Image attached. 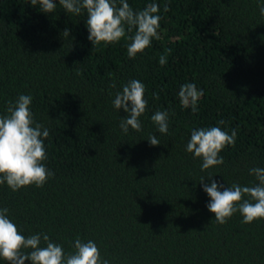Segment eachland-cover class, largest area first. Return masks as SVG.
<instances>
[{
    "label": "trees",
    "instance_id": "trees-1",
    "mask_svg": "<svg viewBox=\"0 0 264 264\" xmlns=\"http://www.w3.org/2000/svg\"><path fill=\"white\" fill-rule=\"evenodd\" d=\"M55 2L45 14L30 0H0V116L32 96L53 173L43 187L0 185V208L25 237L46 233L65 253L77 237L92 240L109 264H264V219L244 224L237 212L217 223L200 183L252 186L249 169L264 168V0H127L134 11L155 3L161 16L160 38L134 59L128 40L93 47L86 11ZM132 79L148 105L142 131L124 134L127 113L113 100ZM185 83L203 90L196 112L179 103ZM158 110L169 113L168 134L151 120ZM213 126L235 129L236 143L202 171L186 145L192 130Z\"/></svg>",
    "mask_w": 264,
    "mask_h": 264
},
{
    "label": "clouds",
    "instance_id": "clouds-1",
    "mask_svg": "<svg viewBox=\"0 0 264 264\" xmlns=\"http://www.w3.org/2000/svg\"><path fill=\"white\" fill-rule=\"evenodd\" d=\"M30 4L38 6L39 11L45 14L55 13L57 8L55 0H30ZM59 5L67 13L77 16L86 11L88 39L93 47L128 40L127 54L134 59L151 46L153 39L160 38L161 16L155 3L139 11H134L127 0H59ZM168 10L165 6L164 11ZM260 13L264 16V5L260 6ZM63 36L69 37L70 31L65 29ZM168 53L170 50L160 56L161 66L167 63ZM202 96L203 90L198 89L195 83L183 84L178 92L181 106L191 107L192 112L197 111ZM153 98L159 99L158 94L153 93ZM32 99L31 95H19L15 103L9 102L8 115L0 116V185L6 183L14 192L31 185L43 187L53 175L44 164L48 159L44 140L49 137V130L34 122L30 110ZM147 105L145 85L141 81L132 79L122 86V91L117 92L113 100L117 110L123 109L127 113L120 120L122 133L127 134L130 128L142 131L139 118L145 113ZM151 120L160 134H168V111H156ZM224 123L223 120L218 121L219 125ZM236 138L235 129L229 134L218 126L197 128L191 131L186 151L202 160L201 170L204 171L224 163L220 153L226 146L234 147ZM147 140L152 146L160 144L154 134L149 135ZM249 174L255 176L257 184L242 186L233 183L225 187L215 180L206 184L205 178L201 177L203 191L210 197L208 211L214 214L217 223H227L237 212L243 217L241 222L244 224L264 219V168H251ZM8 213L6 207L0 208V259L7 264H24L26 260H30L31 264H109L94 241L85 242L77 237L74 251L65 253L63 246L51 241L46 233L22 235ZM42 241L44 246H41Z\"/></svg>",
    "mask_w": 264,
    "mask_h": 264
}]
</instances>
